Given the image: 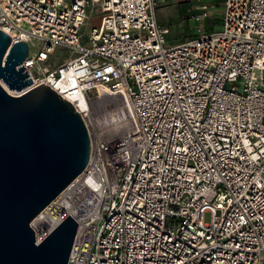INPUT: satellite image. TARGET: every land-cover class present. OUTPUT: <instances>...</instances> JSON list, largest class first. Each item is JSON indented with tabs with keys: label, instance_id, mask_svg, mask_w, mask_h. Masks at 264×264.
<instances>
[{
	"label": "built area",
	"instance_id": "1",
	"mask_svg": "<svg viewBox=\"0 0 264 264\" xmlns=\"http://www.w3.org/2000/svg\"><path fill=\"white\" fill-rule=\"evenodd\" d=\"M222 1L217 28L171 42L159 0H0L26 88L89 132L84 171L31 221L41 241L77 219L68 264H264V0Z\"/></svg>",
	"mask_w": 264,
	"mask_h": 264
},
{
	"label": "water",
	"instance_id": "2",
	"mask_svg": "<svg viewBox=\"0 0 264 264\" xmlns=\"http://www.w3.org/2000/svg\"><path fill=\"white\" fill-rule=\"evenodd\" d=\"M27 40L0 29V264H68L78 221L67 215L38 241L32 219L89 162L90 136L74 104L33 80Z\"/></svg>",
	"mask_w": 264,
	"mask_h": 264
},
{
	"label": "rangeland",
	"instance_id": "3",
	"mask_svg": "<svg viewBox=\"0 0 264 264\" xmlns=\"http://www.w3.org/2000/svg\"><path fill=\"white\" fill-rule=\"evenodd\" d=\"M201 1H211L210 3H213L211 16L196 20L191 15L196 12V6L202 3ZM222 2V0H159V4L156 7V16L162 25L169 28L166 34L169 41L176 42L195 35L200 27L204 31L217 28L222 21ZM101 20V13L92 12L89 24L102 28L103 21ZM40 45V41H32L31 48L38 50ZM57 53L66 55L68 49L58 47ZM203 215L205 221H208L211 217L209 211H206Z\"/></svg>",
	"mask_w": 264,
	"mask_h": 264
},
{
	"label": "bare ground",
	"instance_id": "4",
	"mask_svg": "<svg viewBox=\"0 0 264 264\" xmlns=\"http://www.w3.org/2000/svg\"><path fill=\"white\" fill-rule=\"evenodd\" d=\"M0 81L2 82V84L4 85V87L5 88H7V89H9L12 93H15V94H20V93H22L23 92V90H18V89H12V88H10L8 85H7V83H5L4 81H3V79L0 77Z\"/></svg>",
	"mask_w": 264,
	"mask_h": 264
}]
</instances>
